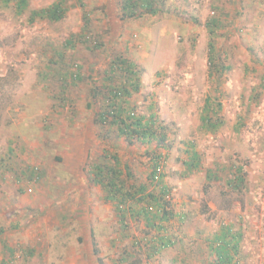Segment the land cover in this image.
I'll return each mask as SVG.
<instances>
[{"label":"rangeland","instance_id":"374dc122","mask_svg":"<svg viewBox=\"0 0 264 264\" xmlns=\"http://www.w3.org/2000/svg\"><path fill=\"white\" fill-rule=\"evenodd\" d=\"M122 1L0 0V264H213L225 227L238 264H264V0H149L131 17ZM56 3L63 17H42ZM123 86L165 140L97 123ZM158 155L147 192L169 201L175 245L149 257L156 231L120 220L94 177L116 164L137 190Z\"/></svg>","mask_w":264,"mask_h":264},{"label":"trees","instance_id":"16d2710c","mask_svg":"<svg viewBox=\"0 0 264 264\" xmlns=\"http://www.w3.org/2000/svg\"><path fill=\"white\" fill-rule=\"evenodd\" d=\"M19 2V7H22L25 5L26 0H19ZM122 3L123 14L126 17L134 15L133 10L136 4L143 8H152V4L149 0H123ZM63 12L64 10L61 8V4L56 3L47 10L41 11V14L42 17L45 16L50 21L56 22L63 17ZM154 12L155 11L152 9L151 13ZM211 50H213L212 46ZM115 64L124 65L128 79L132 80L134 66L130 62L125 59H116L113 65ZM130 85L134 90L137 88L136 83H131ZM128 95L129 89L124 86L119 89L115 87L109 88L107 95L101 98L103 106L100 107V111L96 114L97 123L101 125L107 123L110 124L109 127H115L118 133L117 136L127 139L128 144L132 143V138H138L142 142H146V139L148 140L149 138L156 139L158 132L155 131L156 128L154 129L153 127L155 123L153 117L145 120V117L141 115H134L127 106L125 98ZM202 121L207 122L208 119L204 117ZM159 137L160 139L158 140H165V134L161 133ZM193 147V145L190 146L192 153L190 161L185 162L186 167L189 169L197 168L198 166V155L193 151ZM158 157L159 155L155 158L156 160H152V170L148 176L149 181L147 183H141L137 190L131 188L129 190L125 189L126 181L122 178L120 170L115 167L116 164L113 167L108 165H97L95 167L96 171L94 177L95 183L106 191L107 200L111 202L115 201V208L120 220L126 219L127 216H130L131 219L136 216H143L144 219H142L145 221L146 226L156 231L155 235L149 240L153 242L148 250L149 257L162 249L170 248L175 245V240L165 232L167 231L169 221L172 220L174 216L173 211L167 209L170 204L169 201H163V197H158L156 194L147 192V187L154 186V176L160 166ZM236 171L238 172L239 169ZM239 174H241L240 171L238 175L235 176L234 180H231L234 188L239 187L242 182V177H240ZM127 176L128 178L131 177L129 173ZM157 187L158 186H155L154 188L156 189ZM158 189L162 193L161 195H165L169 192L166 185H162L158 187ZM152 208H154V211H152ZM179 219L182 221L184 216H180ZM219 232V235H215L211 242L213 243L211 250H213L214 254L217 256L216 262L213 264H238V255H240V253H238V247L241 235L238 232H232L230 227H225ZM133 244L136 245L135 243Z\"/></svg>","mask_w":264,"mask_h":264},{"label":"built area","instance_id":"2783aa9c","mask_svg":"<svg viewBox=\"0 0 264 264\" xmlns=\"http://www.w3.org/2000/svg\"><path fill=\"white\" fill-rule=\"evenodd\" d=\"M159 168L157 169L156 173H155V176H154V182L156 180H159L161 177H162V174H163V165L161 163V161H159Z\"/></svg>","mask_w":264,"mask_h":264}]
</instances>
